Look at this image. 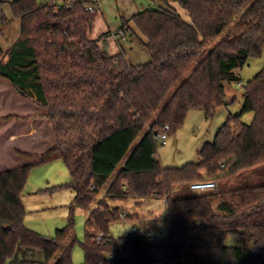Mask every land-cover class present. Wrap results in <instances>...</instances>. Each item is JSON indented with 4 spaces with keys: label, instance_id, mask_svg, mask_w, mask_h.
<instances>
[{
    "label": "trees",
    "instance_id": "16d2710c",
    "mask_svg": "<svg viewBox=\"0 0 264 264\" xmlns=\"http://www.w3.org/2000/svg\"><path fill=\"white\" fill-rule=\"evenodd\" d=\"M161 1L178 2L191 21L172 7L135 14L132 21L151 56L141 64L89 38L98 12L94 0L11 2L21 32L7 52L0 44V264L22 248L42 250L39 264H49L74 231L76 207L91 208L80 241L85 264H264V182L203 194L174 192L180 183L210 179L201 170L210 177L222 170L234 176L264 165V67L244 86L242 112L227 118L214 141L201 147L197 162L166 167L156 158L158 134L167 124L168 133H175L191 109L211 117L224 103V82L237 80L236 69L262 55L264 0ZM247 111L254 112L249 124L242 121ZM57 158L72 178L42 191L68 187L75 196L68 224L47 236L26 226L22 194L31 170ZM155 197L165 198L163 243L146 235L110 234L114 223L130 218H122L123 208L114 202ZM235 235L242 244L226 245ZM78 241L72 237L55 264H74Z\"/></svg>",
    "mask_w": 264,
    "mask_h": 264
},
{
    "label": "rangeland",
    "instance_id": "374dc122",
    "mask_svg": "<svg viewBox=\"0 0 264 264\" xmlns=\"http://www.w3.org/2000/svg\"><path fill=\"white\" fill-rule=\"evenodd\" d=\"M180 10L183 12V15L187 17V21H191L189 13L180 6ZM180 13V12H179ZM185 17V18H186ZM240 14L236 15L230 23L220 32V34L208 45L206 50L198 57V59L190 66L185 75L180 79L178 84L182 82L199 64V62L212 50V48L219 42V40L227 33V31L237 22ZM139 32V30H138ZM1 38V35H0ZM146 39V38H145ZM264 67V52L262 55L257 57H250L248 62L236 69L238 74L237 80L225 81V97L224 103L217 106L214 114L211 117H207L205 112L201 109H191L187 113L184 124L174 133L170 132L166 143L163 144L160 142L158 147V152L156 158L161 161V163L166 167H182L189 162L198 161V152L201 147L206 142H212L215 139L217 132L220 130L221 126L227 120V118L232 114H240L242 112L244 104V90L245 84L252 79L262 68ZM174 89L166 97V99L160 105L159 110L166 104L167 100L171 97ZM158 110V112H159ZM254 119V112L247 111L242 115V121L245 123H251ZM144 133H142L137 140L132 145L128 154L124 160L117 167L115 173L112 175L108 181L106 187L111 183L114 176L121 170L124 166L126 160L132 154L133 150L140 143L143 138ZM62 161V160H60ZM63 163V162H61ZM223 164V163H222ZM221 164V166H222ZM65 171L69 173L67 166L63 164ZM42 167V166H40ZM43 169V168H40ZM45 173L44 171L36 170L33 174L32 179H39L38 175ZM203 179H214L218 182V188L220 190H230L232 188H237L245 185H256L264 182V165H260L254 169L244 170L239 174L234 176H227V171L222 170L217 176H207L205 170L200 171ZM31 186V184H30ZM217 188V189H218ZM28 189H24V196L28 198ZM98 195L101 197L104 191ZM216 189V190H217ZM182 190L183 194H188L191 190L188 187V183H180L175 186L174 192ZM67 190H62L56 194H49L50 196L60 195ZM45 195V194H43ZM42 195V196H43ZM152 199V198H151ZM145 201H150V198ZM165 198H156L148 202L147 204L140 205L135 204V201L130 198L125 201H121L124 211L128 214H133V212H138L142 216L141 222H136L141 225L146 230L149 228L154 229L155 236L154 240L161 244L166 239L168 234V228L166 225L165 218ZM97 201L94 203V205ZM151 203V204H150ZM116 204V203H114ZM153 211L154 217H149L148 212ZM28 212V209H26ZM88 209L83 207H76L74 211L75 225L74 231L68 241L63 245V247L58 251L55 258L49 264H55L57 258L62 253L64 247L70 243L72 237L76 236L79 241L73 247V262L74 264H85L84 252L81 246L80 241L84 239L85 236V221L87 218ZM30 217L34 220L28 226L39 232L47 234V236H53L56 232V228L66 226L69 222L70 215V206L68 203H61L51 205L49 208H42L40 211L28 212ZM134 222L130 219H125L114 223L111 226L110 234L114 237H119L122 235H132L136 234L132 228ZM156 224V228L153 226ZM242 244L240 237L238 236H229L226 241V245L229 246H239ZM44 261V254L42 250L37 248H22L16 254L8 264H39Z\"/></svg>",
    "mask_w": 264,
    "mask_h": 264
},
{
    "label": "crops",
    "instance_id": "0c3cea01",
    "mask_svg": "<svg viewBox=\"0 0 264 264\" xmlns=\"http://www.w3.org/2000/svg\"><path fill=\"white\" fill-rule=\"evenodd\" d=\"M12 1L13 0H0V35H1L0 44L2 45L4 51L6 52L19 38L21 32V22L18 18L14 16L11 7ZM38 1L41 4L59 5L62 4L65 0H38ZM94 1L97 4L98 12L93 22L92 28L89 31L88 34L89 38L98 40V44L101 47L106 48L108 52L112 55L123 52L126 58L134 64H141L148 62L151 58L150 53L144 44L145 37L141 34L140 31L138 32L137 27L132 21V17L135 14L149 9H162L166 7H172L173 9L180 12L182 17L187 21L186 15L185 18L183 12L180 10L181 5L178 2H174V1H171L168 5L164 4L161 0H94ZM124 21H127V24L125 26L123 25ZM60 160L62 159L60 158L54 159L50 162L37 165L31 170L27 183L25 185V188H30L28 189V193H27L28 198L24 196L25 195L24 191L22 194V202L24 204L25 209H28V212L40 211V209L42 208H49L51 205H54L55 203L59 204V202L68 203L70 205V203L74 199L75 192L73 189L68 187L54 192L42 191L44 189H48L57 185L65 184L71 180L72 177L70 172L68 173V171L67 172L65 171V167L63 165L65 164L64 161L63 160L60 161ZM36 170L44 171L45 173L40 172L41 174H39L38 175L39 177H37L39 179H32L33 174L34 172H36ZM62 190H67V191L64 193H60V195H56V196L49 195V194L53 195V193L56 194ZM103 195H101V197ZM148 199L149 198H145V199L143 198L140 200L133 199V200L135 201V204L144 205L147 204L148 202H151V200L155 198L152 199L150 198V201H145ZM114 203H116V205H121L120 201H116ZM95 206L96 204L95 205L93 204L92 208ZM90 210L91 208L88 209L87 217L90 214ZM28 212H26L24 222L26 226L30 228L28 226V222L30 223L34 219L30 217ZM124 213L128 214L126 211H124ZM128 215L130 216V218L127 219H130L134 222L132 228H134L135 226L142 227L141 225L136 223V222H141L142 220V216L140 213L135 211L133 212V214H128ZM148 216L154 217L152 210L148 212ZM153 226L156 228V224H154ZM58 228H62V227H58ZM58 228H56V230Z\"/></svg>",
    "mask_w": 264,
    "mask_h": 264
},
{
    "label": "built area",
    "instance_id": "2783aa9c",
    "mask_svg": "<svg viewBox=\"0 0 264 264\" xmlns=\"http://www.w3.org/2000/svg\"><path fill=\"white\" fill-rule=\"evenodd\" d=\"M89 9H92V7H89ZM170 130V125L167 124L165 126V128L163 129V131L161 133L158 134V139L160 142H162L163 144L166 143V140L168 138V132ZM225 164H222V167H224ZM188 187L191 191L197 193V194H203L207 191L210 190H216L218 188V182L214 179H208V180H195L192 182H188ZM120 216L122 218H125L127 216L126 213L122 212L120 214ZM133 230L135 231L136 234H140V235H146L149 237L154 238L155 236V232L153 231V229H145L143 227L140 226H135L133 228ZM98 239H101V236H98ZM160 252L158 250H156L155 252V256H159Z\"/></svg>",
    "mask_w": 264,
    "mask_h": 264
}]
</instances>
